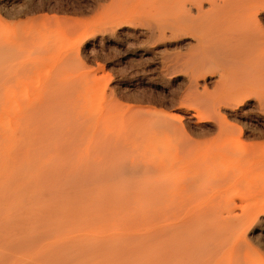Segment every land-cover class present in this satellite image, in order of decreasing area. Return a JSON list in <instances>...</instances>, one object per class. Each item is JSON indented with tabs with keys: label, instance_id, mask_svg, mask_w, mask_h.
Masks as SVG:
<instances>
[{
	"label": "bare ground",
	"instance_id": "6f19581e",
	"mask_svg": "<svg viewBox=\"0 0 264 264\" xmlns=\"http://www.w3.org/2000/svg\"><path fill=\"white\" fill-rule=\"evenodd\" d=\"M68 6L95 9L96 13L103 12L104 17L106 11L110 20H122L124 25L117 31L108 29L107 38L119 41L124 53L129 46H134L137 60L151 61V69L133 71L134 81L123 87L126 95H132V100L140 104L154 103L156 98L171 108L176 104L184 109L186 124L191 121L187 109L198 117L207 116L213 121V130L210 129L213 134L203 143L182 142L178 145L180 148L168 151L163 144L169 135L168 123L163 119L151 121L152 111H141V106L136 109L138 105L131 107L133 112L123 113L122 107L117 105L119 101L101 108L103 114L83 126L73 121V111L68 106L70 99H80L81 95V90L69 84L70 81L61 92L58 86L49 85L48 91L42 87L46 88L44 91L41 88L43 96L31 108H14L10 113L15 118V127L33 135L36 143L75 147L89 142L97 148L113 149V154L99 155L107 163L113 156L118 155L119 160L140 147H159L161 150L155 152L154 160L157 164L153 180L157 224L152 232L153 264H264V217L257 221L256 233L262 238L259 250L239 239V230H235L239 227H233L223 214L216 215L218 208L226 204V200L225 203L222 200L238 189L236 181L249 179L254 187H249V190L254 189L251 193L256 194L258 190L260 195L263 193L262 197L264 195V30L257 18L258 12L264 18V0H30L23 10L21 5L18 7L23 16L38 11L51 14L33 16L14 29L0 23V115L10 114L8 110L12 106L7 109L11 101L8 94L19 71L24 79L39 82L36 69L41 67L43 57L40 59L41 53L33 56L31 52L37 41H49L51 48L44 49V61L52 63L58 42L76 33L77 21L68 14L64 16ZM130 18H135L136 23L129 22ZM172 44L177 49L168 51L172 46L168 50L167 46ZM206 73L216 76L211 91L199 82ZM176 76L182 83L175 88L172 77ZM111 93L112 88L108 97ZM221 111L235 122H228ZM79 112L77 110L75 115ZM244 129L251 139L260 141L248 140ZM98 181L106 184L107 191L123 186L111 176L99 177ZM178 182L181 184L175 188ZM130 185L134 186L130 182L126 186L130 188ZM234 214L229 217L231 220ZM209 215L215 219L211 223L204 220ZM238 217L234 219L236 223L240 221ZM172 219H178L177 223L163 228L162 224L169 220L172 223Z\"/></svg>",
	"mask_w": 264,
	"mask_h": 264
},
{
	"label": "rangeland",
	"instance_id": "374dc122",
	"mask_svg": "<svg viewBox=\"0 0 264 264\" xmlns=\"http://www.w3.org/2000/svg\"><path fill=\"white\" fill-rule=\"evenodd\" d=\"M25 1L0 0V23L14 29L18 23H27L33 16L51 14L38 11L33 15L23 16L22 10L30 3V0ZM23 3L26 4L25 7ZM65 10L64 16L68 14V17L77 21L76 26L79 25L77 28H82L77 29L71 37L58 42L52 63H45L44 53L47 48H51L49 41H37L31 52L33 56L41 53L39 58L43 57L41 67L36 69L39 82L24 79L21 71L17 73L18 77H14V84L12 83L8 94L11 101L7 109L12 106L10 111L8 110L9 113H13L17 106L31 108L41 99L44 89L47 88L48 91L47 86H58V90H62L66 89L67 82L70 81L69 84H75L81 90V95L80 99H70L68 108L73 111V121L80 122L83 126L89 120H96L103 114L107 104L119 101L117 105L122 107L123 113H128L138 105L136 109L141 106V111H152L151 121L163 119L168 123L169 135L163 142L168 151L180 148L178 145L182 142L192 141L196 144L199 141L203 143L205 138L209 139L213 134L211 133L213 121L207 116L198 117L192 110L187 109V115L191 120L189 125L183 118L184 109H179L176 104L171 108L160 98H156L154 103L140 104L132 100V95L128 96L123 92V87L135 79L133 71L151 69V61L137 60L134 46H129L124 53L119 41L107 38L108 29L117 31L124 25L122 20H110L106 11L104 17L103 12L96 13L95 9L84 7L76 9L68 6ZM257 16L260 27L264 30V18L260 16V12ZM129 22L135 24L136 20L130 18ZM184 41L187 42L188 39ZM174 45L167 46L166 49L172 46L168 51L176 50L177 46L174 48ZM59 63L63 64L58 66ZM203 77L201 75L199 78L200 84L211 91L216 80L215 74L206 73ZM172 79L175 88L181 85L180 77ZM111 88L113 93L108 97ZM112 98L117 100L110 101ZM77 110L82 116L80 112L75 115ZM11 113L0 115V264H153V233L157 224L156 198L153 190L154 170L157 164H154V160L156 153L161 149L156 145L140 147L127 152L125 156L119 157V160L118 155L117 158L112 155L111 162L107 163L105 158L101 159L99 155L111 154L113 149L103 150L89 142V145L85 142L75 147L57 146L53 142H50L53 146L36 143L33 135L15 127L16 123L13 121L15 118ZM221 114L228 122H235L232 121L233 117L230 118L224 111H221ZM244 135L250 138L248 140L260 141L258 138L251 139L245 129ZM25 138L27 141L23 140ZM38 144L42 147L39 148ZM108 176L121 181L123 186L115 187L116 191H107L106 184L98 180L99 177L108 179ZM241 181L235 182L238 189L236 188L229 199L222 200L223 202L226 200L225 207L223 205L219 207L216 215L220 217L219 215L223 214L230 224L233 223V227H239L235 230L237 232L239 230L237 234L240 240L250 243L252 248L259 249L262 238L257 236L256 231L257 221L264 217V195L262 197L263 193L260 195L258 190L257 195L254 194L255 191L251 193L254 189L249 190V187H254L249 179ZM128 182L134 186L130 185L128 188L126 186ZM180 184L178 182L174 187L177 188ZM236 192L240 194L237 195ZM231 196H234L232 197L234 201ZM233 210L234 212H230ZM226 212L231 215H226ZM233 214L235 217L239 216L238 223L234 220L235 217L233 218L235 222L229 218H232ZM204 220L211 223L215 219L209 215ZM177 221L172 219V223L164 222L163 228L173 226Z\"/></svg>",
	"mask_w": 264,
	"mask_h": 264
}]
</instances>
